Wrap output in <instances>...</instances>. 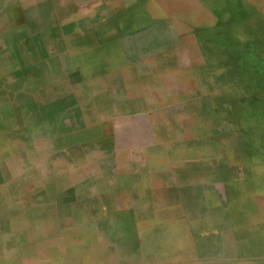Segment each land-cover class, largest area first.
<instances>
[{
	"label": "rangeland",
	"instance_id": "rangeland-1",
	"mask_svg": "<svg viewBox=\"0 0 264 264\" xmlns=\"http://www.w3.org/2000/svg\"><path fill=\"white\" fill-rule=\"evenodd\" d=\"M132 15L140 89L172 98L170 126L155 131L166 143L156 156L173 160L172 174L156 177L154 191L83 198L92 211L78 215L91 222L76 223L85 227L66 225L69 197H50L57 228L45 220L26 234L61 238L59 264H168L161 258L186 233L188 264H222L226 243L218 251L210 243L216 230L239 243L264 221V0H0V242L25 236L6 227L2 211L24 201L33 209L39 198L19 197L33 183L25 180L50 172L51 124L31 113L24 92L68 71L104 68L93 32L124 30ZM182 163L191 168L184 179Z\"/></svg>",
	"mask_w": 264,
	"mask_h": 264
},
{
	"label": "crops",
	"instance_id": "crops-1",
	"mask_svg": "<svg viewBox=\"0 0 264 264\" xmlns=\"http://www.w3.org/2000/svg\"><path fill=\"white\" fill-rule=\"evenodd\" d=\"M130 20L127 26L130 29L93 32L95 37L98 36V52L105 53L104 61L99 60V66L106 65L95 74L83 72L75 75L68 71L48 83L40 82L42 84L30 92L26 89L25 98L19 93L24 100L33 102L30 111L34 116L51 124L49 131L46 127L41 130L42 134L48 131L44 136L45 141L50 142L46 146L50 172L44 175L41 173L43 170L36 171L25 180H33V183L28 184L19 197L29 198L33 194L34 198H39L30 205L35 209H31L26 201H19L21 205L15 210L2 211V222L6 227L18 229L25 236L14 235L7 242H0V264H59L62 259L66 260L64 253L61 257V238L58 236H45L42 231L31 236L26 234V229H42L45 220L55 222L57 228L58 204H53L50 197H69L72 207L71 214L64 220L66 225L70 228L77 225L85 227L78 223L85 224L91 220L86 214H78L89 213L92 209L83 198L94 196L107 201L108 197L134 196L141 190L154 191L156 177L172 174L170 165L173 160L156 156V150L166 143L155 136L157 128L165 133L171 124V106L165 102L172 98H164L162 93L155 94L157 91L146 87L140 89V63L139 55H136L139 54L138 20L133 15ZM88 51L92 52L91 47ZM106 53L109 54L108 59ZM180 75L175 73L172 77L168 71L166 77L170 80L178 76L179 80ZM161 116L166 117V121L160 124ZM182 165L181 179H184L191 173V168L187 164ZM181 186L183 190L194 187L187 183ZM43 198H47L49 204H44ZM76 204L77 208L74 207ZM97 208L93 211L102 212V208ZM29 210L33 212L28 215ZM33 219L40 222L39 225L28 224ZM263 227L264 221L259 222L256 228L260 232L253 235L250 232V236L239 243L231 232L226 236L224 233L219 235L217 229L211 245L215 246V251L219 250L220 244L221 247L224 243L227 246L221 249H226L224 258L217 257V261L222 264H264ZM195 240L190 244L195 245L194 252L198 256L202 252V241L196 237ZM177 241L161 259L168 264H188V251L191 250L186 233Z\"/></svg>",
	"mask_w": 264,
	"mask_h": 264
}]
</instances>
